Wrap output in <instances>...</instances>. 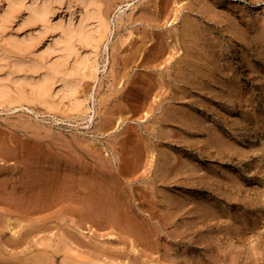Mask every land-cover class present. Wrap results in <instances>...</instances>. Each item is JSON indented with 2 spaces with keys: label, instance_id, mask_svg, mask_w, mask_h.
I'll use <instances>...</instances> for the list:
<instances>
[{
  "label": "rangeland",
  "instance_id": "374dc122",
  "mask_svg": "<svg viewBox=\"0 0 264 264\" xmlns=\"http://www.w3.org/2000/svg\"><path fill=\"white\" fill-rule=\"evenodd\" d=\"M101 2L88 110L0 105V264H264V0Z\"/></svg>",
  "mask_w": 264,
  "mask_h": 264
},
{
  "label": "bare ground",
  "instance_id": "6f19581e",
  "mask_svg": "<svg viewBox=\"0 0 264 264\" xmlns=\"http://www.w3.org/2000/svg\"><path fill=\"white\" fill-rule=\"evenodd\" d=\"M102 0H0V105L5 104L8 105L9 108H21L24 106V101L29 103L31 101H38L42 102L45 105L52 104L57 102L56 104H61L65 101L67 107L69 109H79L80 112L85 113L88 110V106L85 102V95L80 96L84 98H80L77 95V89L80 85L82 79L89 75L93 76L97 70L96 64V54L99 52L100 49H106L107 47V40L109 39V34L112 32L110 27L109 20L107 19V15L103 11V3ZM115 1V0H114ZM120 2V1H119ZM101 3V4H100ZM121 3V2H120ZM128 3V2H127ZM110 4V3H109ZM114 4V3H113ZM116 4V3H115ZM100 5L103 7L101 8ZM106 5V4H105ZM111 6V5H110ZM66 7V11H62V9ZM107 10V8H106ZM110 10V9H109ZM111 11V10H110ZM108 13V12H107ZM263 15L260 17L262 18ZM110 18V17H109ZM187 18V17H186ZM189 18V17H188ZM187 18V19H188ZM260 18V19H261ZM186 20V19H185ZM189 21V20H188ZM191 21V20H190ZM250 24H251V20ZM255 21V19H254ZM259 20H256V22ZM261 22V21H260ZM264 22V20H263ZM258 23V22H257ZM256 23V24H257ZM189 24H191L189 22ZM194 24V22L192 23ZM191 24V25H192ZM249 24V25H250ZM181 26V25H180ZM228 26H230L228 24ZM251 26V25H250ZM249 26V27H250ZM258 27V25H257ZM256 27V28H257ZM190 28V26L188 27ZM193 32L195 31L193 27H191ZM232 30V27H230ZM228 28V29H230ZM251 28V27H250ZM255 28V27H253ZM258 29V28H257ZM256 29V30H257ZM252 30V29H251ZM186 32V31H185ZM192 32V31H191ZM255 32V30H253ZM178 33H180L178 31ZM190 33V32H189ZM198 33V32H197ZM196 33V34H197ZM256 33V32H255ZM253 33V34H255ZM182 34V33H181ZM196 34L194 36H196ZM191 35V33H190ZM188 35V36H190ZM257 35V34H256ZM255 35V36H256ZM181 36V35H180ZM252 37V35H251ZM124 37H121L122 39ZM182 38V37H181ZM191 38V36H190ZM193 38V37H192ZM191 38V39H192ZM196 38V37H195ZM199 39V37H197ZM242 38V37H241ZM248 38V37H247ZM254 38V36H253ZM251 38V39H253ZM127 39V36H126ZM180 39V38H179ZM185 39V38H184ZM246 39V38H245ZM257 39L255 37L253 40ZM194 40V39H193ZM196 40V41H195ZM194 42L197 43V39ZM250 40V37H249ZM127 41V40H126ZM186 41V40H185ZM189 41V38L188 40ZM191 41V40H190ZM125 42V40H124ZM184 42V40H183ZM193 42V41H192ZM248 42V41H247ZM118 43V42H117ZM188 43V42H187ZM190 43V42H189ZM256 43V42H255ZM254 43V44H255ZM119 44V43H118ZM192 44V43H190ZM195 44V43H194ZM122 45L123 44H119ZM182 45V44H181ZM180 45V46H181ZM196 45V44H195ZM190 46V45H189ZM120 47V46H119ZM191 47V46H190ZM183 48V47H182ZM190 49V48H189ZM116 50V49H115ZM119 50V48H118ZM116 50L115 53L118 51ZM153 53H154V49ZM151 50V51H152ZM184 50V49H183ZM188 50V49H187ZM186 51V49H185ZM192 51V50H191ZM184 52V51H183ZM195 52V51H194ZM186 53V52H185ZM189 50V54H190ZM197 53V52H195ZM158 56V54H157ZM193 56V55H192ZM187 58V57H185ZM147 60V59H146ZM184 60V59H183ZM189 60V59H187ZM143 61V60H142ZM190 61V60H189ZM188 61V62H189ZM175 62V61H174ZM178 62V61H177ZM182 64H185V60L182 61ZM195 62V61H194ZM143 63V62H142ZM142 63H140L142 65ZM147 63V62H146ZM148 64V63H147ZM179 64V63H178ZM177 64V65H178ZM181 64V65H182ZM190 65V63H187ZM144 65V64H143ZM181 65H178L181 67ZM184 65V66H185ZM188 65V66H189ZM194 65V64H193ZM203 65V64H202ZM152 66V65H151ZM192 66V64H191ZM91 67V69H90ZM111 67V66H110ZM183 67V66H182ZM187 67V65H186ZM185 67V68H186ZM114 68V66L112 67ZM111 68V71H112ZM177 68V67H176ZM190 68V67H189ZM188 68V69H189ZM195 68V67H194ZM193 68V69H194ZM175 69V68H174ZM188 69L186 71H188ZM192 69V68H191ZM197 69V67H196ZM183 70V69H182ZM114 71V70H113ZM173 71V70H172ZM171 71V72H172ZM184 71V70H183ZM127 72V71H126ZM195 72V71H194ZM166 73V72H165ZM168 73V72H167ZM187 73V72H186ZM189 73V72H188ZM113 74V73H112ZM168 75V74H167ZM178 75V73L176 74ZM180 75V74H179ZM112 76V75H111ZM127 76V74H126ZM171 76V75H169ZM90 78V75L87 78ZM115 77V75H114ZM179 77V76H178ZM92 78V77H91ZM173 78V77H172ZM86 79V78H85ZM94 79V78H92ZM178 79V78H177ZM181 79V78H180ZM128 79H126L127 81ZM147 80V79H146ZM149 81V80H147ZM175 81V80H174ZM88 83V81H87ZM117 83V80H116ZM115 83V84H116ZM127 83H129L127 81ZM172 84V83H171ZM92 85V84H91ZM129 85V84H128ZM150 85V84H149ZM174 87V84H172ZM89 86V85H88ZM114 86V85H113ZM88 88V87H87ZM81 90H83L81 88ZM80 91V90H79ZM90 91V90H87ZM122 89L119 91V93ZM81 92V91H80ZM84 92V91H82ZM116 92V91H115ZM118 92V91H117ZM124 92V91H123ZM79 93V92H78ZM88 93V92H87ZM90 94V93H88ZM90 96V95H89ZM65 99V100H64ZM35 103V102H34ZM41 103V104H42ZM64 103V102H63ZM62 103V104H63ZM31 104V103H29ZM55 104V103H54ZM44 105V106H45ZM50 105V106H52ZM0 106V107H2ZM3 106V107H6ZM7 106V107H8ZM26 106V105H25ZM28 106V105H27ZM48 106V105H47ZM45 106V107H47ZM54 106V105H53ZM52 106V107H53ZM29 107V106H28ZM51 108V107H50ZM9 110V109H8ZM63 111V110H62ZM78 112V111H77ZM79 113V112H78ZM105 113V112H104ZM247 113V112H246ZM248 114V113H247ZM246 115V114H245ZM244 115V117H245ZM247 118V117H246ZM106 119V118H105ZM257 120V119H256ZM104 121V120H103ZM22 123V122H21ZM98 125V124H97ZM99 127V126H98ZM22 128V127H21ZM25 128V127H24ZM35 128V127H34ZM23 129V128H22ZM29 129V128H28ZM27 129V130H28ZM32 130V129H29ZM37 130V129H36ZM35 130V131H36ZM103 130V129H102ZM101 130V132H102ZM105 130V129H104ZM33 131V130H32ZM100 131V130H99ZM25 132V130H24ZM23 132V133H24ZM29 132V131H28ZM27 133V132H26ZM30 133H32L30 131ZM34 133V132H33ZM32 133V134H33ZM25 134V133H24ZM29 134V133H27ZM31 134V135H32ZM30 135V134H29ZM46 135V134H45ZM35 137V135H32ZM31 137L30 139H32ZM38 136H36L37 138ZM28 138V137H27ZM35 138V140H36ZM42 138V137H41ZM26 139V138H25ZM34 139V138H33ZM40 138L37 140L39 141ZM24 140V139H23ZM44 140V139H43ZM30 141V140H29ZM42 141V140H40ZM39 141V142H40ZM47 142V141H45ZM27 143V142H26ZM36 143H38L36 141ZM44 144V143H43ZM46 144V143H45ZM48 144V143H47ZM33 145V144H31ZM39 145V144H38ZM10 146H13L12 144ZM26 146V145H25ZM40 146V145H39ZM47 146H45L46 148ZM14 148V147H13ZM21 148V147H20ZM19 148V149H20ZM42 148V147H41ZM16 149V148H15ZM18 153L20 152V150ZM7 150V149H6ZM30 150V149H29ZM11 151V150H10ZM47 151V150H46ZM45 151V152H46ZM13 152V151H12ZM32 152V151H31ZM30 152V153H31ZM43 151V153H45ZM42 153V154H43ZM34 154L33 152L29 155ZM28 155V154H27ZM41 155V154H40ZM47 155V154H46ZM4 156V155H3ZM26 156V155H25ZM36 156V154H34ZM32 156V157H34ZM39 156V154H38ZM43 156V155H42ZM41 156V157H42ZM45 156V155H44ZM48 156V155H47ZM51 157V156H50ZM37 158V156H36ZM35 158V159H36ZM47 157H45L46 159ZM1 159V158H0ZM34 159V160H35ZM24 160V159H23ZM29 160V157H28ZM37 160V159H36ZM56 160V159H55ZM27 162V160H26ZM44 162V161H42ZM46 162V161H45ZM55 162V161H54ZM58 162V161H57ZM23 163V162H22ZM29 163V161H28ZM31 163V162H30ZM49 163V162H48ZM41 164V161H40ZM53 164V163H52ZM27 165V164H26ZM25 165V166H26ZM30 166V164H28ZM27 165V167H28ZM36 165V164H35ZM34 166V165H33ZM40 166V165H39ZM38 166V167H39ZM21 167V166H19ZM37 167V166H35ZM34 167V168H35ZM41 167V166H40ZM39 167V168H40ZM54 167V165H53ZM1 168V167H0ZM3 168V167H2ZM17 169H19L16 166ZM23 170V166L21 167ZM42 168V167H41ZM14 169V166H13ZM16 169V170H17ZM28 169V168H27ZM45 169V168H44ZM42 169V170H44ZM48 169V168H47ZM56 169V168H55ZM15 170V169H14ZM20 170V169H19ZM30 170V169H29ZM37 170V169H36ZM41 170V169H40ZM49 170L50 167H49ZM53 170V168H52ZM57 170V169H56ZM64 171V169H62ZM111 170V169H110ZM2 170H0L1 172ZM4 171V169H3ZM11 171V170H10ZM31 171H35L31 168ZM30 173L34 174L35 172ZM38 176L41 175L39 174ZM47 171V170H44ZM43 171V173H45ZM9 172V171H8ZM16 172V171H15ZM22 174L23 171L21 170ZM28 172V170L26 171ZM24 170V173H26ZM55 172V170H54ZM58 172V171H57ZM55 172L58 174L59 173ZM7 173V172H6ZM11 173V172H9ZM19 173V172H18ZM35 173V174H36ZM51 174V171L49 172ZM61 173V172H60ZM65 173V172H64ZM29 174V173H28ZM30 174V175H31ZM63 174V173H62ZM100 174V173H98ZM2 175V173H1ZM6 175V174H5ZM8 175V174H7ZM11 179H13L12 175ZM46 175V174H45ZM48 175V174H47ZM53 175V173H52ZM93 175V173H92ZM110 175V174H109ZM24 176V175H23ZM34 176V175H33ZM36 176V175H35ZM37 176V177H38ZM50 176V175H49ZM53 178H57L53 175ZM89 176V175H88ZM102 176V175H101ZM100 176V177H101ZM18 177H22L21 173ZM27 177V176H26ZM43 177V174H42ZM45 177V176H44ZM43 177V179H45ZM61 177V174H60ZM95 177V176H94ZM97 177V176H96ZM95 177V178H96ZM99 177V179H100ZM103 177V176H102ZM107 177V176H106ZM110 177V176H108ZM114 177V174L113 176ZM8 178V176H7ZM15 178V177H14ZM29 178V177H27ZM89 178V177H88ZM116 176L114 177V179ZM10 179V178H8ZM17 179V178H16ZM15 179V180H16ZM19 179V178H18ZM24 179V178H23ZM34 179V178H33ZM33 179H31L33 181ZM37 179V178H36ZM35 179V180H36ZM41 179V178H40ZM58 179V178H57ZM60 179V178H59ZM92 179V178H91ZM94 179V178H93ZM107 179V178H106ZM110 179V178H108ZM107 179V180H108ZM113 179V181H114ZM25 180V179H24ZM27 180V179H26ZM29 180V179H28ZM56 180V179H55ZM82 180V179H81ZM88 180V179H87ZM96 180V179H95ZM8 181V180H6ZM13 181V180H11ZM42 181L39 180L37 182ZM54 181V180H53ZM73 181V180H72ZM71 181V182H72ZM86 181V179H85ZM102 181V180H101ZM99 181V187L100 182ZM105 181V179H104ZM110 181V180H108ZM116 181V180H115ZM10 182V181H8ZM23 182V181H22ZM21 182V183H22ZM27 182V181H26ZM45 184L44 180L42 181ZM48 182V181H47ZM46 182V183H47ZM59 182V181H58ZM91 182V180H90ZM95 182V181H94ZM105 181L104 183H106ZM20 183V182H19ZM16 182L12 183L13 187L17 188L19 185ZM89 183V182H88ZM103 183V181L101 182ZM103 183V184H104ZM110 183V182H109ZM3 184V183H1ZM74 184V183H72ZM78 184V182H77ZM95 184V183H94ZM98 184V183H97ZM96 184V185H97ZM102 184V186H104ZM11 185V186H12ZM40 185V184H39ZM38 185V186H39ZM51 185V183L49 184ZM60 185V184H59ZM81 185V184H80ZM112 185V184H110ZM109 185V186H110ZM26 186V185H25ZM37 186V185H36ZM43 186V185H42ZM58 186V185H57ZM73 186V185H72ZM76 186V185H75ZM95 186V185H93ZM98 186V185H97ZM6 187V186H5ZM21 187V186H20ZM50 187V186H49ZM90 187V186H89ZM108 187V186H107ZM115 188V186H113ZM9 188V187H8ZM28 188V187H27ZM34 188V187H33ZM55 188V187H54ZM53 188V189H54ZM60 188V187H59ZM91 188V187H90ZM109 188V187H108ZM111 188V187H110ZM117 188V187H116ZM5 189V188H2ZM10 189H13L10 187ZM21 189V188H20ZM24 189V188H23ZM22 189V190H23ZM61 189V188H60ZM104 187L102 188V190ZM107 189V188H106ZM105 189V191H106ZM113 189V188H112ZM1 190V189H0ZM19 190V189H18ZM46 190V189H45ZM66 190V189H64ZM72 190V189H71ZM80 190V188H79ZM77 189V191H79ZM97 190V189H96ZM111 190V189H110ZM114 190V189H113ZM118 190H122L121 188ZM117 190V191H118ZM2 191V190H1ZM0 191V192H1ZM8 191V189H7ZM16 191V190H15ZM27 190H25L26 192ZM43 191V190H41ZM100 191V190H99ZM103 191V192H105ZM116 191V190H115ZM23 192V193H25ZM39 192V191H38ZM45 192V191H44ZM73 192V191H72ZM95 192V191H94ZM107 192H109L107 190ZM120 192V191H119ZM4 193V192H3ZM19 193V192H18ZM74 193V192H73ZM79 193V192H78ZM77 193V194H78ZM102 193V192H98ZM97 193V195H98ZM112 193V191H110ZM114 193V192H113ZM118 193V192H117ZM123 193V192H122ZM32 194V191L30 192ZM37 194V193H36ZM40 194V193H38ZM44 194V193H42ZM47 194V193H45ZM51 194V193H50ZM49 194V195H50ZM58 194V193H57ZM87 194V193H86ZM85 194V195H86ZM109 194V193H108ZM125 194V193H124ZM69 195V194H68ZM75 195V194H74ZM96 195V196H97ZM8 196V195H7ZM31 197V195H28ZM33 196V195H32ZM40 196V195H39ZM46 196V195H45ZM91 196V195H90ZM111 196H113L111 194ZM118 196V195H116ZM124 196V195H123ZM2 197V196H1ZM42 197V196H41ZM55 197V196H54ZM58 197V196H57ZM69 197V196H68ZM73 197V195H72ZM84 197V194H83ZM89 197V196H88ZM99 197V196H98ZM120 197V195H119ZM126 197V196H125ZM20 198V196H19ZM90 198V197H89ZM93 198V197H92ZM97 198V197H96ZM118 198V197H117ZM121 198V197H120ZM39 199V197H38ZM67 199V198H66ZM76 199V198H74ZM99 199V198H98ZM101 199V197H100ZM106 199V198H105ZM110 199V198H109ZM114 199V198H112ZM119 199V198H118ZM10 200V199H9ZM36 200V199H35ZM52 200V199H51ZM79 200V199H78ZM89 200V199H87ZM41 201V200H40ZM66 201V200H65ZM99 201V200H98ZM104 202V200H102ZM122 201V200H121ZM139 201V200H138ZM20 202V201H19ZM31 202V201H30ZM42 202V201H41ZM85 202V201H84ZM106 202V200H105ZM109 202V201H108ZM112 202V201H111ZM123 202H125L123 200ZM121 202L120 204H122ZM17 203V202H16ZM38 203V202H37ZM60 203V202H59ZM71 203V202H70ZM97 203V202H96ZM116 203V200H115ZM141 203V202H140ZM2 204V203H1ZM34 204V203H32ZM48 204V203H47ZM53 204L54 201H53ZM79 204V203H78ZM84 204V203H82ZM93 204V203H92ZM98 204V203H97ZM105 204V203H104ZM102 204V206L104 205ZM51 205V203H50ZM58 205V203H57ZM96 205V204H95ZM113 205V204H112ZM119 205V204H117ZM123 205V204H122ZM21 206V204H20ZM43 206V205H42ZM68 206V205H67ZM94 206V205H93ZM92 206V207H93ZM98 207V205H96ZM106 206V204H105ZM109 206V205H107ZM120 206V205H119ZM4 207V206H3ZM9 207V206H8ZM51 207V206H50ZM60 207V206H59ZM71 207V206H70ZM83 207V206H82ZM96 207V209H97ZM112 207V206H110ZM116 207V206H115ZM121 207H124L121 206ZM45 208V207H44ZM67 208V207H66ZM90 208V207H89ZM114 208V207H113ZM117 208V207H116ZM129 208V207H128ZM199 208V207H198ZM110 209V208H109ZM17 210V209H16ZM28 210V209H27ZM41 210V209H40ZM60 210V209H58ZM86 210V209H85ZM94 210V209H93ZM103 210V209H102ZM111 210V209H110ZM119 210V209H118ZM128 210V209H127ZM210 210V209H209ZM212 210V208H211ZM216 210V209H215ZM30 211V210H29ZM42 211V210H41ZM50 211V210H49ZM82 211V210H81ZM88 211V210H87ZM114 211V210H113ZM214 211V209H213ZM217 211V210H216ZM215 211V212H216ZM18 212V211H17ZM52 212V211H51ZM100 212V211H99ZM121 212V211H120ZM131 212V211H129ZM212 213V211H210ZM221 212V211H220ZM8 213V212H7ZM10 213V212H9ZM41 213V212H40ZM47 213V212H46ZM84 213V212H82ZM90 213V212H89ZM87 213V214H89ZM93 213V212H92ZM109 213V212H108ZM210 213V214H211ZM14 214V213H10ZM45 214V213H44ZM116 215V213H114ZM133 214V213H132ZM31 215V213H30ZM34 215V214H33ZM51 215V214H50ZM82 215V214H81ZM220 215V214H219ZM36 216V215H35ZM34 216V217H35ZM109 216V215H108ZM124 216V215H123ZM129 216V215H128ZM127 216V217H128ZM134 216V215H133ZM26 217V216H25ZM29 217V216H28ZM37 217V216H36ZM35 217V218H36ZM50 217V216H49ZM80 217V216H79ZM89 217V216H88ZM102 217V216H101ZM119 217V216H118ZM83 218V217H82ZM110 218V217H109ZM139 218V217H137ZM26 219V218H25ZM30 219V218H28ZM33 219V218H32ZM38 219V218H37ZM47 219V217H46ZM103 220V218H101ZM107 219V218H106ZM119 219V218H118ZM141 219V218H139ZM138 219V220H139ZM40 220V219H39ZM70 220V219H69ZM136 220V219H135ZM80 221V220H79ZM91 221V220H90ZM142 221V220H141ZM141 221L139 223H141ZM144 221V220H143ZM142 221V222H143ZM43 222V221H42ZM46 222V221H45ZM99 222V221H98ZM69 223V222H68ZM123 223V221H122ZM127 223V222H125ZM148 223V222H147ZM87 223H84V225ZM89 224V223H88ZM145 224V223H144ZM141 224V225H144ZM71 225V224H70ZM76 225V224H75ZM83 225V224H82ZM148 225V224H147ZM150 225V224H149ZM148 225V226H149ZM73 226V225H72ZM92 226V225H91ZM90 226V227H91ZM106 226V225H105ZM104 226V227H105ZM146 226V224H145ZM12 227V226H11ZM82 227V226H81ZM87 227H89L87 225ZM93 227V226H92ZM253 227V226H252ZM99 228V227H98ZM111 229V227L109 226ZM107 228V229H109ZM113 228V227H112ZM137 228H139L137 226ZM146 228V227H145ZM246 228V227H245ZM19 229V228H18ZM25 229V228H24ZM23 229V230H24ZM72 229V228H71ZM79 229V228H78ZM101 229V228H100ZM109 230L108 233H109ZM114 229V228H113ZM120 229V228H119ZM75 230V229H74ZM72 230V231H74ZM102 230V229H101ZM117 230V229H116ZM145 230V229H143ZM13 231V229H12ZM17 231V229H16ZM15 231V232H16ZM97 231V230H96ZM103 231V230H102ZM105 231V230H104ZM115 231V229H114ZM121 231V230H120ZM146 231V230H145ZM249 231V230H248ZM69 232V231H68ZM99 232V230L97 231ZM123 232V231H122ZM135 232V231H134ZM21 233V230H20ZM27 233V232H26ZM139 233V232H138ZM15 234V233H14ZM19 234V233H18ZM76 234V233H75ZM106 234V233H105ZM118 234V233H117ZM115 234V236L117 235ZM253 234V232H252ZM70 235V233H69ZM68 235V236H69ZM73 235V233H72ZM71 235V236H72ZM104 235V234H103ZM135 235V234H134ZM263 235V234H262ZM76 236V235H75ZM110 236V235H109ZM124 236V235H123ZM128 236V235H126ZM67 237V236H66ZM119 237V236H117ZM121 237V235H120ZM264 237V236H263ZM76 238V237H75ZM109 237H107L108 239ZM115 238V237H114ZM124 238V237H122ZM260 238V237H258ZM20 239V238H19ZM69 239V238H68ZM85 239V238H84ZM110 239V238H109ZM18 240V239H17ZM78 241V239H76ZM88 240V239H87ZM96 240V239H95ZM84 241V240H83ZM100 242V241H99ZM45 243V241H44ZM93 243V242H92ZM50 245V244H49ZM88 245V244H86ZM28 246V245H27ZM89 246V245H88ZM92 247V246H91ZM95 247V246H94ZM101 248V247H100ZM113 248V247H112ZM111 248V249H112ZM252 248V247H251ZM52 249V248H51ZM92 249V248H91ZM96 249V248H95ZM213 249V248H212ZM204 250V249H202ZM216 250V249H215ZM25 251V250H24ZM93 251V249H92ZM103 251V250H102ZM209 252V250H207ZM253 251V250H252ZM52 252V251H50ZM97 251H95L96 253ZM100 252V250H99ZM205 252V250H204ZM207 252V253H208ZM213 252V251H212ZM54 254V252L52 253ZM206 254V253H205ZM212 254V253H211ZM209 252V255H211ZM55 255V254H54ZM215 255V254H214ZM218 255V254H217ZM217 255L215 259H217ZM82 256V255H81ZM40 257V256H39ZM47 257V256H46ZM38 258V256H37ZM43 258V257H42ZM48 258V257H47ZM84 258V256H83ZM82 258V259H83ZM212 258V255L210 259ZM53 259V258H52ZM81 259V258H80ZM219 259V257H218ZM40 260V259H38ZM235 260V259H234ZM213 261V259H212ZM215 261V260H214ZM216 262V261H215ZM37 263V262H36ZM59 263V262H58ZM62 263V262H61ZM82 263V262H81ZM80 263V264H81ZM218 263V260L217 262ZM219 264V263H218Z\"/></svg>",
  "mask_w": 264,
  "mask_h": 264
}]
</instances>
